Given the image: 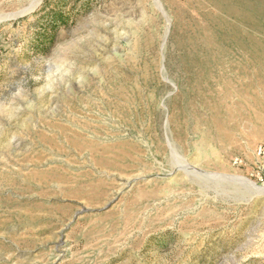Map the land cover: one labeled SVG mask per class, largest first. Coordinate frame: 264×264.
<instances>
[{"label": "rangeland", "instance_id": "obj_1", "mask_svg": "<svg viewBox=\"0 0 264 264\" xmlns=\"http://www.w3.org/2000/svg\"><path fill=\"white\" fill-rule=\"evenodd\" d=\"M264 0H0V264H264Z\"/></svg>", "mask_w": 264, "mask_h": 264}, {"label": "bare ground", "instance_id": "obj_2", "mask_svg": "<svg viewBox=\"0 0 264 264\" xmlns=\"http://www.w3.org/2000/svg\"><path fill=\"white\" fill-rule=\"evenodd\" d=\"M250 185L251 186H253L256 190L258 189V190H263L264 188H262V187H260V186H258V185H256L254 182H250Z\"/></svg>", "mask_w": 264, "mask_h": 264}]
</instances>
